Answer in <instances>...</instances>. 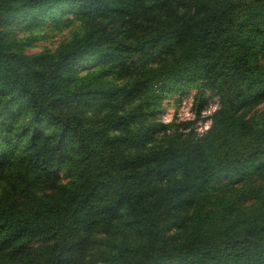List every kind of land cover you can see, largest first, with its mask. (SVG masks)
<instances>
[{
    "label": "trees",
    "instance_id": "obj_1",
    "mask_svg": "<svg viewBox=\"0 0 264 264\" xmlns=\"http://www.w3.org/2000/svg\"><path fill=\"white\" fill-rule=\"evenodd\" d=\"M263 103L264 0H0V264H264Z\"/></svg>",
    "mask_w": 264,
    "mask_h": 264
},
{
    "label": "rangeland",
    "instance_id": "obj_2",
    "mask_svg": "<svg viewBox=\"0 0 264 264\" xmlns=\"http://www.w3.org/2000/svg\"><path fill=\"white\" fill-rule=\"evenodd\" d=\"M68 31H64L61 34H55L53 36L44 39L43 41L37 42L36 47L29 49V52H37L42 47H56L59 41L62 39V34H67ZM195 91L187 93L182 96H173L165 103V108L161 114V120L164 122H174L181 125L180 131L184 130L182 123H189L186 132L190 129H194L197 132L205 131L211 121L210 116L217 108L218 99L213 97L205 110L202 111L201 115L197 114V106L194 103ZM264 107V103L262 105ZM183 131V132H184Z\"/></svg>",
    "mask_w": 264,
    "mask_h": 264
}]
</instances>
